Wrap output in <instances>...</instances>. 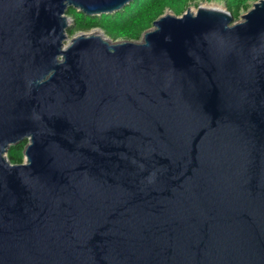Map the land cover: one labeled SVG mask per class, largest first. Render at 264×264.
Instances as JSON below:
<instances>
[{"label":"water","instance_id":"obj_1","mask_svg":"<svg viewBox=\"0 0 264 264\" xmlns=\"http://www.w3.org/2000/svg\"><path fill=\"white\" fill-rule=\"evenodd\" d=\"M131 1L0 0V264H264V0L70 38Z\"/></svg>","mask_w":264,"mask_h":264},{"label":"trees","instance_id":"obj_2","mask_svg":"<svg viewBox=\"0 0 264 264\" xmlns=\"http://www.w3.org/2000/svg\"><path fill=\"white\" fill-rule=\"evenodd\" d=\"M197 0H132L123 9L101 15H85L74 8H69L67 15L73 19L74 27L68 30L73 35L78 31L100 28L110 39L123 38L138 41L142 33L152 26V22L166 9L181 15L189 2ZM256 0H225L226 8L237 20L242 11ZM26 142L11 147L7 157L11 163L23 162V147Z\"/></svg>","mask_w":264,"mask_h":264},{"label":"rangeland","instance_id":"obj_3","mask_svg":"<svg viewBox=\"0 0 264 264\" xmlns=\"http://www.w3.org/2000/svg\"><path fill=\"white\" fill-rule=\"evenodd\" d=\"M254 2V1H253ZM252 1L250 2V7H251V5H252V3H253ZM204 3H207V4H220L221 6H223V7H226V4H225V0H197V1H193V2H189L188 4H187V6L185 7V10L186 9H188L189 8V10L190 11H192V12H195L196 11V9H197V7L199 6V5H202V4H204ZM249 7V8H250ZM248 8V9H249ZM247 9V10H248ZM184 10V11H185ZM246 10V11H247ZM183 11V12H184ZM246 11H242L241 13H240V16H239V18L237 19V20H235V21H239V20H241V15H243ZM164 12H168V13H171V14H174L171 10H169V9H166ZM174 15H176V14H174ZM177 16H180V15H177ZM100 31V32H103V30H101L100 28H92V29H89V30H86V31H78V32H84V33H91V32H93V31ZM78 32H76V33H78ZM76 33H74V34H76ZM104 33V32H103ZM73 34V35H74ZM105 34V33H104ZM73 35H70V38L73 36ZM106 36V35H105ZM108 37V36H107ZM109 38V37H108ZM123 38H117V39H111L112 41H120V40H122Z\"/></svg>","mask_w":264,"mask_h":264},{"label":"bare ground","instance_id":"obj_4","mask_svg":"<svg viewBox=\"0 0 264 264\" xmlns=\"http://www.w3.org/2000/svg\"><path fill=\"white\" fill-rule=\"evenodd\" d=\"M202 7H209V8H216V9H223V8H225V7H223V6H221L220 4H207V3H204V4H202L201 5ZM91 33H93V34H99V35H101V32L100 31H93V32H91Z\"/></svg>","mask_w":264,"mask_h":264}]
</instances>
